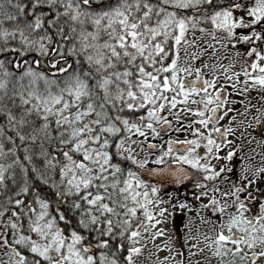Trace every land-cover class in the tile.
<instances>
[{
  "label": "snow or ice",
  "instance_id": "snow-or-ice-1",
  "mask_svg": "<svg viewBox=\"0 0 264 264\" xmlns=\"http://www.w3.org/2000/svg\"><path fill=\"white\" fill-rule=\"evenodd\" d=\"M148 247L264 264V0H0V264Z\"/></svg>",
  "mask_w": 264,
  "mask_h": 264
},
{
  "label": "rangeland",
  "instance_id": "rangeland-1",
  "mask_svg": "<svg viewBox=\"0 0 264 264\" xmlns=\"http://www.w3.org/2000/svg\"><path fill=\"white\" fill-rule=\"evenodd\" d=\"M253 95H255V93H253ZM250 148H254V144H251V145H250ZM245 150L247 151V148H246ZM187 213H188V214H186V217H185V218H187V216H189V215H193V216H194V215H195V210L192 211L191 213H189V212H187ZM185 221H186V219H185ZM164 226H165V227H168V226H169L168 222H166V224H165ZM192 226H193V228H195V224H193ZM175 230H176L177 232H179V228H178L177 224H176ZM164 238H165V236L158 237L157 240H156L154 243H156V244H162V243H164L165 241H167V240H165ZM181 239H182V238H181ZM185 252H187V249H185ZM167 254H168V252H167L166 249H162L161 251L156 252L152 247H148V248L145 250V253H144V255L141 257V259H144V258L149 259L148 263H149V264H153V262L156 260V258H157L158 256H165V255H167ZM185 258L187 259V257H185ZM153 260H154V261H153ZM201 264H202V262H201Z\"/></svg>",
  "mask_w": 264,
  "mask_h": 264
},
{
  "label": "flooded vegetation",
  "instance_id": "flooded-vegetation-1",
  "mask_svg": "<svg viewBox=\"0 0 264 264\" xmlns=\"http://www.w3.org/2000/svg\"><path fill=\"white\" fill-rule=\"evenodd\" d=\"M248 147L250 148V145H248ZM257 147V145H255L254 144V148H256ZM195 209H193L192 211H194ZM176 214H178V216L179 217H181V218H183L184 217V215H186V214H188L187 213V211H185L183 214L182 213H180L179 212V210H177V212L175 213V215ZM178 221L179 220H174V222L173 221H171V220H169V226L168 227H173V228H175L176 227V223H178ZM182 231L184 232V231H186V229L184 228V227H182ZM168 235H169V233H166L164 236H165V240H167L168 239ZM142 261H143V264H149L148 263V261H149V259H146V258H144V259H141ZM154 261V260H153Z\"/></svg>",
  "mask_w": 264,
  "mask_h": 264
},
{
  "label": "trees",
  "instance_id": "trees-1",
  "mask_svg": "<svg viewBox=\"0 0 264 264\" xmlns=\"http://www.w3.org/2000/svg\"><path fill=\"white\" fill-rule=\"evenodd\" d=\"M185 217H186V215H184V217L181 218V217L178 216V214H176L175 215V219H174V220H179L178 223H176V224H177V226L179 228V233H181V234L183 233L182 227L186 223V221H185L186 218ZM168 224H169V221H168ZM181 238H182V236H181Z\"/></svg>",
  "mask_w": 264,
  "mask_h": 264
}]
</instances>
